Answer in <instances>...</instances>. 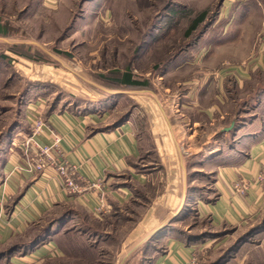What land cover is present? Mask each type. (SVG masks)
Returning a JSON list of instances; mask_svg holds the SVG:
<instances>
[{
    "label": "crops",
    "instance_id": "1",
    "mask_svg": "<svg viewBox=\"0 0 264 264\" xmlns=\"http://www.w3.org/2000/svg\"><path fill=\"white\" fill-rule=\"evenodd\" d=\"M254 65L251 70L191 68L194 76L177 80L183 89L173 95L171 114L176 123L169 121L167 109L155 97L156 107L144 110L151 123L144 135L135 112L119 119L113 109L100 111L93 109L95 105L79 109L36 102L34 108L45 123L37 141L49 145L54 135L59 136V149L80 166L79 174L87 181L99 179L103 186L101 191L71 195L52 172H17L21 154L10 138L27 127L19 123L2 130L0 264L64 258L72 251L63 224L108 236L88 226L87 219L109 223L139 199L148 206L123 243L125 264H198V257L209 249L207 264H264V183L252 185L244 194L234 191L236 182L253 181L264 169V93L256 92L251 108L235 111L226 87L233 79L242 89L254 74L263 72L262 56ZM186 68L184 63L177 71ZM101 196L108 210L100 216L95 207ZM186 221L183 230L180 226ZM254 228L253 237L228 251L236 234Z\"/></svg>",
    "mask_w": 264,
    "mask_h": 264
},
{
    "label": "rangeland",
    "instance_id": "2",
    "mask_svg": "<svg viewBox=\"0 0 264 264\" xmlns=\"http://www.w3.org/2000/svg\"><path fill=\"white\" fill-rule=\"evenodd\" d=\"M204 14V23L191 31ZM259 56L264 63V0H0V132L22 123L26 132L11 136L10 144L27 136L28 112L38 102L79 109L95 105L100 111L113 109L119 119L135 112L144 135L151 124L146 111L156 107L155 97L176 123L173 95L183 89L177 80L194 76L191 68L251 70ZM184 63L187 68L179 73ZM126 72L148 86L125 89ZM229 82L235 111L251 108L256 92L264 93V71L242 89ZM146 206L142 199L132 202L109 223L87 219L88 226L108 236L62 223L72 253L39 264H125L121 250ZM201 226L207 229L206 221ZM249 232L236 234L235 243L253 237ZM211 253L204 251L198 264H207Z\"/></svg>",
    "mask_w": 264,
    "mask_h": 264
},
{
    "label": "built area",
    "instance_id": "3",
    "mask_svg": "<svg viewBox=\"0 0 264 264\" xmlns=\"http://www.w3.org/2000/svg\"><path fill=\"white\" fill-rule=\"evenodd\" d=\"M42 104V103H40ZM32 113L29 114L30 132L27 136L15 137L13 146L20 151L21 159L15 170L21 174L44 175L52 172L60 183L62 188L71 195H83L89 191H101L102 181H87L79 174L80 166L71 163L59 149L62 139L59 136L53 137L52 143L42 145L37 141L44 131L45 123L38 114L39 109L30 107ZM21 137V138H20ZM257 183H264V169L253 181L241 180L234 184V191L238 194H244L245 190ZM107 205L103 196L99 198L98 205L95 207L97 215L107 213Z\"/></svg>",
    "mask_w": 264,
    "mask_h": 264
},
{
    "label": "trees",
    "instance_id": "4",
    "mask_svg": "<svg viewBox=\"0 0 264 264\" xmlns=\"http://www.w3.org/2000/svg\"><path fill=\"white\" fill-rule=\"evenodd\" d=\"M204 21H205V14L204 15H200L199 18H197L194 21L193 25L191 26V31L196 30L198 28V26H200L201 24L204 23ZM121 84H122V86L125 89L135 90V89H141V88L147 87L148 86V81H141V80L134 79L130 72H126L123 75V78L121 80ZM256 231L257 230L252 229V231L249 232V236L254 234V232H256ZM242 240H244V238H242ZM242 240L240 239L237 243L241 242ZM35 242H37V239H36ZM237 243H235L233 246H231V248L228 251H231V250L233 251L236 248V244Z\"/></svg>",
    "mask_w": 264,
    "mask_h": 264
},
{
    "label": "water",
    "instance_id": "5",
    "mask_svg": "<svg viewBox=\"0 0 264 264\" xmlns=\"http://www.w3.org/2000/svg\"><path fill=\"white\" fill-rule=\"evenodd\" d=\"M232 127H233V124H232L230 127H228V128L226 129V131H230V130L232 129Z\"/></svg>",
    "mask_w": 264,
    "mask_h": 264
}]
</instances>
